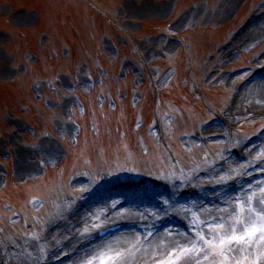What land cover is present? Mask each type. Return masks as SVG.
I'll use <instances>...</instances> for the list:
<instances>
[{"label":"rangeland","instance_id":"1","mask_svg":"<svg viewBox=\"0 0 264 264\" xmlns=\"http://www.w3.org/2000/svg\"><path fill=\"white\" fill-rule=\"evenodd\" d=\"M97 1L102 4L97 6ZM242 1L105 0V2H110L105 3L103 0H0V30L9 32V35L6 36L8 39L11 36L7 46L5 35L0 36V83H3L0 86V94L6 93L5 90L9 89V96H3V94L0 96L12 106L11 111H0V196L17 208L25 207V200L30 194H32L30 199L45 197L43 189L48 192L50 190L48 186L51 185L50 188L53 190L56 182H48L47 176L50 174L43 177V166L54 167L63 161L72 165L75 160V164L78 163V166L71 175L84 174V176L91 177L95 183L118 180L129 175L131 169L134 170L131 173L148 174L149 171H146V166L151 168V160L154 158L152 143H154L157 152L163 150L165 155V160L163 158L164 163L158 159V155L156 157L159 167L164 168L165 174H153L152 176L161 177L168 181L175 179L173 170H177L180 177L188 181L194 173L207 171L213 165L222 163L224 158L230 157V154H227L229 148L242 145L244 142V133L242 132L244 126L260 122L258 119H260L261 113L264 114V106L261 111L248 107L249 112L246 111L248 115L244 117L247 119L237 120L234 126L237 131L235 132L233 145L224 142H210L207 145L204 144L201 148L191 149L192 144L188 140L180 141L179 134L183 132L188 135L194 132L200 121L197 119L198 117L215 116L223 108L226 109L233 101L236 89L242 82L241 80L251 74L247 73L240 78H231L224 77L220 75L221 73L227 71V69L232 70L242 67L259 69L264 66V24L260 27H253L248 36L245 35L237 40L254 42V36L259 35L260 37L255 46L253 44L247 49V47L240 46L239 42L236 45L234 43L231 45V34L233 32L238 34L241 28L245 29L248 25L249 16L253 18L255 15L260 14L259 11L264 5V0H249L237 20L233 21ZM228 5H230L229 8H227ZM162 7L167 10L164 13H159L158 10L161 11ZM17 8L20 10H16ZM95 8L100 10L94 12ZM253 9L256 10L252 14ZM36 10H39L40 23L42 20L41 29L35 28L36 24H39ZM98 14H105L106 17H101ZM186 15L191 19L187 18L181 24ZM45 22L46 26L43 27ZM147 23H150V25H146ZM143 24L146 25L145 29H142ZM242 25L244 26L241 27ZM165 30L170 31V34L183 35L186 43L184 48L178 52L175 46L166 49L164 44L165 46L169 45L168 39H165L166 37L162 35L156 36L158 31ZM23 33L28 34L35 50L42 52L43 56L36 66L28 68L27 74L23 66L20 65L21 63L18 62H21L27 55L24 49L28 45L25 46L21 42L23 48L17 47ZM126 43L127 46H124ZM67 44L74 48L72 50L76 56L71 61L67 58L63 59L67 57L65 53V45ZM111 44L116 45L121 59L136 56L135 59H138V62L128 60L131 65L122 67V64L116 60L117 55L112 54L114 48ZM186 45H190V47ZM230 45L232 53L224 57L223 50ZM5 46L6 51L4 50ZM162 46L166 49V52L162 51ZM252 46L254 47L252 48ZM81 48H86L87 54L90 55H92L90 49H93L95 55H103L104 50L107 60L115 63V66L111 69L112 71L110 70L111 76L106 79L109 85L121 84V81L116 80L115 75L121 76L125 72L128 73L127 82L123 83L132 85V89H135V87L143 86L141 77L142 79L144 77V75L138 77L135 68L144 71L146 68L145 72L150 74L151 81L155 82L162 70L159 67L165 68L167 65H174L177 69L176 75L173 76V78L175 77L174 80L168 75L161 83L158 81V85L155 82L159 92H162L157 113L162 117L163 114L174 111L173 107H176L180 110L181 119L171 121L169 123L171 125L167 127L163 136L157 138L155 133L151 135L147 133V127L153 124L152 99L154 96H148L146 88L145 98L147 99H142L140 103L135 99L133 103L130 102L127 105V101H130L127 100L119 103V106L115 110L112 109V111L97 109L95 104L91 105L92 109L94 107L92 110L94 113H91L90 117L95 123L91 122L90 124V121H86L83 124V131L79 134L72 126L66 111L68 106H71V102L76 99L77 94L80 96L87 95L88 86H78L82 89L75 91V87L69 86V82L65 80L62 87L66 92L64 90H60L58 93L47 91L46 94H43L45 90L40 83L45 80L50 82L58 77V73L71 79L74 78L73 75L68 74H73L76 70H82L83 73H86L89 70V64L84 63L78 66L83 62V59L88 60L86 55L83 59L81 58ZM9 51L15 56V65ZM54 51L62 56L61 60L55 57ZM161 52L165 54L163 58ZM108 53H110L109 56ZM219 53L222 55L218 56ZM173 54L175 55L173 56ZM186 54H189L192 58L193 66H189ZM49 55H53L54 61L50 60ZM214 55L218 56V59L214 58ZM165 56L167 57L164 58ZM91 57L96 58L95 56ZM170 58L172 61H170ZM98 61L99 65H102L101 60L98 59ZM93 62V65L96 64L95 60ZM109 62L108 64H110ZM103 63L106 64V61L103 60ZM152 66L153 68L157 67L154 69L156 71L151 69ZM190 67H193L194 71H191ZM219 75L221 80L218 78ZM16 78L22 80L20 86L13 85ZM37 79L41 81L36 83ZM183 81L189 82L187 86L182 85ZM259 84H264V82L243 90L242 94L249 93L250 90H256L257 86H260ZM122 88H125V86H122ZM124 91L128 93L130 89ZM40 97H43L42 101H39ZM106 97L114 99L115 95L110 91L107 92ZM238 100H242V97ZM14 102L17 104L12 105ZM137 103L141 105L138 110L134 108ZM45 104L46 107L50 105L51 109L46 110L44 108ZM190 105L192 107H189ZM25 109L27 114L20 115L19 112ZM249 117L258 119L251 121ZM71 119L76 122L74 117L71 116ZM140 120L144 123L141 129L135 124L136 121L139 122ZM31 125L35 129H52L53 134L47 131L46 136L36 139ZM65 126H68V128H65ZM168 134L169 137H172H167ZM53 136L59 142H65L62 143L64 146L69 144L77 146L73 150L70 148L71 159L66 160L68 157L66 151L61 148L60 144L50 140ZM145 143L148 147L146 155L143 148ZM46 148L54 150L48 157L49 159L46 158L48 160H45L42 155ZM171 150L175 152L174 155L182 165L179 169L175 166ZM188 150L192 151L189 152ZM126 158H128V162L130 161L128 170L125 169ZM254 158H264V149L259 150L255 157L250 156L251 160ZM235 160L233 161L232 158L229 165H224L228 175L221 170L222 173L216 181L238 177L240 174L245 173L243 171L245 164H242L236 158ZM28 163L33 164V169L28 170L31 168L28 167ZM232 167L233 172L230 170ZM30 172L34 174L28 176V174H31ZM57 175L53 174L51 178L56 180L59 176ZM207 181L203 180L200 183H207ZM92 186H94L93 183L89 186H82L75 192L67 190L58 192L53 196L49 195L47 196V205L38 203L36 207L28 208L26 204L27 212L23 213L21 219L15 217V220L10 224H6L4 229L0 227V264H42L58 254L60 251H57V248L60 245L62 246L65 239L74 231V227L71 229L69 223L71 222V219L68 218L69 207L71 208V205L75 204V196L79 192L81 193ZM37 191H39L38 195L33 196ZM253 193V202L259 205L262 204L261 201H264V187L258 188ZM10 206L7 205V207ZM249 206L246 204L240 206V209L241 207L244 209L245 213L242 216L246 219H248L246 211L253 208ZM104 210L99 211L100 216L95 215L92 210L89 214L86 212L83 216L81 215L82 219L91 217L82 230H77L80 236L108 222L128 217L123 215V217L117 216L104 219L102 214ZM2 214L5 216L2 217L3 221H6V215L0 207V216ZM225 229H227L226 226ZM222 231L220 229L216 232ZM137 243L142 245L139 241ZM114 244L115 242L105 249H110ZM262 244L257 246L254 243L247 251H238L243 256L234 258L229 264H236L234 262L237 260L244 261L245 264L264 263L263 255L259 254V247ZM181 246L190 248L183 244ZM147 250L148 248H144L142 251ZM174 253L172 250L164 253L147 251L135 255L129 250H121V252L112 251L100 255L95 259V255L98 253L93 252L89 258L79 264H138L144 258L148 261L153 258H162L157 264H169L170 261L174 264L173 261L176 257V253ZM230 253L227 254L229 259L234 257V253Z\"/></svg>","mask_w":264,"mask_h":264},{"label":"snow or ice","instance_id":"2","mask_svg":"<svg viewBox=\"0 0 264 264\" xmlns=\"http://www.w3.org/2000/svg\"><path fill=\"white\" fill-rule=\"evenodd\" d=\"M240 211L243 212L244 209L241 208ZM249 211H252V209L250 208ZM220 219L223 221L224 218L221 217ZM216 227L223 231H212L210 238L200 237L206 247L197 248L196 245L191 248L183 247L179 255L184 256L186 253L195 251L197 256L202 253L204 260H209L210 257L215 256L221 257L220 260H211L210 264H225L229 259L227 255L229 252L247 251L254 243L257 246L264 243V213L256 212L252 218L247 220L237 219L229 224L227 229H225L223 223L218 224ZM261 254L264 255V253ZM169 264H172V262L170 261ZM197 264H199V260ZM236 264H241V262L237 260Z\"/></svg>","mask_w":264,"mask_h":264},{"label":"bare ground","instance_id":"3","mask_svg":"<svg viewBox=\"0 0 264 264\" xmlns=\"http://www.w3.org/2000/svg\"><path fill=\"white\" fill-rule=\"evenodd\" d=\"M230 7V5H228V7L227 8H229ZM158 10V9H157ZM163 10V12H161ZM167 9H165V8H163L162 7V9H161V11L160 10H158L159 11V13H164L165 11H166ZM188 17H185L183 20H182V22H181V24L183 23V21H185L186 19H187ZM188 19H191V18H188ZM180 24V25H181ZM179 25V26H180ZM259 25H262V24H258V27H259ZM252 29V27H250L249 29H247L241 36H240V38L241 37H244L245 35L246 36H248V34L250 33V30ZM259 35L257 36H254V42H247V43H244V44H246L244 47H247V49L248 48H250L251 47V45H253L254 44V46L256 45V41L259 39ZM245 40H243L242 41V43L244 42ZM237 42H239V44L241 43V41H237ZM237 42H236V44H237ZM242 43H241V45H242ZM235 44V45H236ZM254 46H252V48L254 47ZM260 82H258V83H261V82H264V80L263 79H261V80H259ZM257 82L255 83V84H257ZM253 84V83H252ZM250 84L249 86L251 87V86H253V85H255V84ZM260 86H257V88H256V90H253V91H251L250 90V92L249 93H245V94H242L241 96H240V99H241V97H242V100H236V102H234L233 104H232V107H231V112H230V115L231 116H233V117H241L242 119H244V117L242 116V114L244 115V116H246V115H248V107H250V108H255L254 110H259V111H261V108L264 106V84H259ZM249 87H247L246 89H248ZM243 98H245V99H243ZM247 106V107H246ZM255 106V107H254ZM247 108V110H245ZM251 109V110H252ZM246 111H248V112H246ZM252 113V112H251ZM262 114V113H261ZM240 118V119H241ZM28 167H31L30 169H28V170H31V169H33V164H30V163H28ZM33 172H34V170H33ZM33 172H30L31 174H28V176H30V175H32V174H34ZM80 186V185H79ZM104 206V205H103ZM101 205L99 206V208H98V210H100L101 209ZM252 209V211H248V215H249V219L250 218H252L254 215H255V213L257 212V210L255 209V208H251ZM128 212V213H127ZM120 214H122V213H120ZM123 214H126V215H131V213L129 212V211H125V212H123ZM159 235H161V234H159ZM157 237V236H156ZM156 237H154L153 238V240H152V242H150V244L148 245L149 247H148V250L147 251H159V252H168L169 250H172V251H174L175 253H176V255H177V258H176V260H175V262H174V264H186V262H184V258L186 257V258H188V259H191L190 258V256L192 255V252L191 253H186L184 256H180L179 255V253H180V251H181V249L183 248V246H181L180 244H178V243H176V242H174L173 241V238L174 237H172V236H170V235H166V236H164V237H158V238H161V240L159 241V242H157V243H153V241L155 240V238ZM115 239V238H114ZM113 241V240H112ZM136 239H135V237H124V238H122V239H118V240H116L115 241V244L110 248V249H103V251H102V253H100V254H98L97 256H95V259L98 257V256H100V255H103V254H106V253H110V252H112V251H120L121 252V250H129V251H131L132 253H135V255L137 254V253H143V252H147V251H142V247L141 246H138L137 245V243H136ZM261 253H264V244L263 245H261V247H260V249H259V254L260 255H262ZM134 255V256H135ZM263 257H264V255H263ZM126 261H127V258H126ZM125 261V262H126Z\"/></svg>","mask_w":264,"mask_h":264}]
</instances>
